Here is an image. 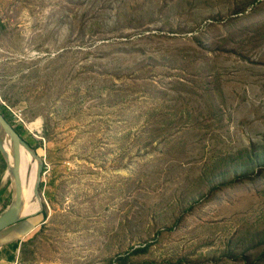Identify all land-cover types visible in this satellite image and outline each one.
<instances>
[{
	"label": "rangeland",
	"instance_id": "1",
	"mask_svg": "<svg viewBox=\"0 0 264 264\" xmlns=\"http://www.w3.org/2000/svg\"><path fill=\"white\" fill-rule=\"evenodd\" d=\"M0 111L44 163L16 264L257 253L264 0H0Z\"/></svg>",
	"mask_w": 264,
	"mask_h": 264
},
{
	"label": "trees",
	"instance_id": "2",
	"mask_svg": "<svg viewBox=\"0 0 264 264\" xmlns=\"http://www.w3.org/2000/svg\"><path fill=\"white\" fill-rule=\"evenodd\" d=\"M6 99V97H5ZM8 100V99H7ZM9 102V101H8ZM2 111H0L1 113ZM17 132V131H16ZM19 135V133L17 132ZM20 136V135H19ZM28 142V143H27ZM30 146V142L26 141ZM7 146L10 145L7 143ZM31 147V146H30ZM257 155L254 152H247V162L246 164L251 167H259L255 176H261L264 174V163L256 162ZM44 172V171H43ZM232 181H224L221 184L213 187H225L231 186L235 182H242L246 179L251 180L252 175H248V171H241L240 174H237ZM211 190V189H210ZM40 192H42V186L40 187ZM2 192H0V196ZM33 228V227H31ZM30 241L22 243L20 251L25 252V246ZM152 243L144 242L142 244L131 246L129 250L124 252H118L112 256L107 257L104 262L105 264H264V239L260 242L254 244L253 250L258 249L257 253H248V250L241 248L232 247L231 243H227L219 252V254L208 256L203 255L204 257H195L188 259L189 256H180L175 259L164 258L161 261H157L153 258H141L146 254ZM24 246V248H23Z\"/></svg>",
	"mask_w": 264,
	"mask_h": 264
},
{
	"label": "water",
	"instance_id": "3",
	"mask_svg": "<svg viewBox=\"0 0 264 264\" xmlns=\"http://www.w3.org/2000/svg\"><path fill=\"white\" fill-rule=\"evenodd\" d=\"M8 142L13 146V166L6 167L7 175L13 181V195L10 204L3 210L0 214V233L6 230L7 228L14 226L24 220H27V217H23V197L20 192V183L17 178V150L19 148L26 150L32 156V158L37 160L38 170H39V179L36 185V198L40 203V213L44 210V204L41 198L40 193V181L42 180L43 174V165L41 158H39L35 151L17 134V132L6 122L3 116L0 113V154L2 155L6 163V153H5V143Z\"/></svg>",
	"mask_w": 264,
	"mask_h": 264
},
{
	"label": "bare ground",
	"instance_id": "4",
	"mask_svg": "<svg viewBox=\"0 0 264 264\" xmlns=\"http://www.w3.org/2000/svg\"><path fill=\"white\" fill-rule=\"evenodd\" d=\"M11 147L13 146L11 145ZM17 156L18 158L16 165L17 166L16 173H17L18 182L20 183V192L23 197L22 216L27 218L36 217L40 212V203L36 198V192H35L36 185L39 179L38 163L37 160L32 158L29 152H27L24 149L19 148L17 150ZM5 178H6V174H5ZM42 180L40 181V185Z\"/></svg>",
	"mask_w": 264,
	"mask_h": 264
},
{
	"label": "crops",
	"instance_id": "5",
	"mask_svg": "<svg viewBox=\"0 0 264 264\" xmlns=\"http://www.w3.org/2000/svg\"><path fill=\"white\" fill-rule=\"evenodd\" d=\"M31 227L33 225L24 220L0 233V264H16L19 261L21 245L26 242L22 240L34 229Z\"/></svg>",
	"mask_w": 264,
	"mask_h": 264
}]
</instances>
